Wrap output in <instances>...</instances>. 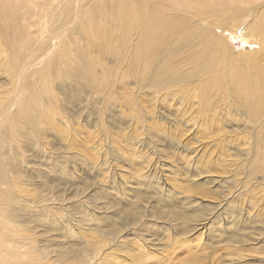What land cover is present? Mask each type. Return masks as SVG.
Here are the masks:
<instances>
[{"label":"rangeland","instance_id":"obj_1","mask_svg":"<svg viewBox=\"0 0 264 264\" xmlns=\"http://www.w3.org/2000/svg\"><path fill=\"white\" fill-rule=\"evenodd\" d=\"M66 1L0 0V128L38 100L33 125L3 146L12 197L0 202V264H264V114L230 81L233 65H264L252 45L263 33L247 30L264 0H164L162 16L193 33L144 71L136 30L115 19L135 0H68L51 29ZM91 27L114 50L90 42ZM201 35L258 63L231 62L222 45L206 62ZM80 48L97 80L70 69ZM166 62L177 81L155 84Z\"/></svg>","mask_w":264,"mask_h":264},{"label":"bare ground","instance_id":"obj_2","mask_svg":"<svg viewBox=\"0 0 264 264\" xmlns=\"http://www.w3.org/2000/svg\"><path fill=\"white\" fill-rule=\"evenodd\" d=\"M63 1V0H61ZM82 1V0H78ZM168 2L174 4L176 0H167ZM192 0H177V3L180 8H187L190 6V2ZM235 1H242V0H235ZM68 0L62 5L57 8L55 12V16L53 21L50 23L51 29H55V25L60 22V16L66 12L68 8H65ZM135 5H128L127 3H123L124 6L115 14V19H118L121 22V31L123 33H129L133 30L137 32V41L136 46L143 45L140 49L136 48V57L133 58L134 64H143V71L148 70L150 64L152 65L153 61L156 60L157 51L159 48L165 46L167 44H173L174 42H179L181 39H185L184 34L193 33V29L189 24H187L186 20L176 21L171 16L163 17L161 12L164 8H162V4L165 7H171L173 5L166 4L164 0H150L148 3H145V9L142 6V0H135ZM243 2V1H242ZM248 9L255 8L257 4L253 2L246 1ZM4 6L10 7L11 0H4ZM2 4V5H3ZM122 4V5H123ZM121 5V6H122ZM58 6V4L55 6ZM161 6V8H160ZM244 9V8H243ZM246 9V8H245ZM100 9H92L91 14H95ZM248 11V10H247ZM245 12V11H243ZM242 12V13H243ZM258 14V13H257ZM178 14H175L176 16ZM178 17V16H177ZM234 20V19H233ZM59 25V24H58ZM55 27V28H53ZM249 29V30H248ZM90 32L89 38L90 42L98 43L104 47H111L114 50L113 45H111L112 39L108 38V34L105 33L104 35L96 33L98 31V27H91L87 29ZM248 32L252 34H262L263 38L257 42H253L249 44L260 45V49H264L262 45V41H264V11H261L257 17L252 21V24L247 28ZM246 30V31H247ZM247 32V33H248ZM251 34V35H252ZM173 35V36H172ZM245 35L246 32H245ZM211 38V37H210ZM205 35H201L198 45L199 48V56H204V60L206 62L209 61L208 55L210 52L219 46L222 45L223 50L222 52H228L230 56L231 62H236V58L239 59L242 63H249L254 64L258 63L259 56L264 53L258 52L259 56L252 55V52L247 53H236L238 56L232 55V51L225 48L223 46L222 41L218 40V38L213 37L211 42L208 41ZM128 40V35L123 38L124 43ZM169 48V47H168ZM111 50V49H110ZM168 49H166L167 51ZM217 51V50H216ZM169 52V51H168ZM76 58L79 59L80 64L76 66L77 68L72 69V72H75L78 75H82V73L87 72L88 76H91L94 80L98 79V75L95 73V65L90 60L88 54L80 48L72 53ZM159 55V54H158ZM249 55H252L251 57ZM246 57H250L249 59ZM70 61V60H69ZM87 61L89 64L82 69L83 63ZM72 64V62H71ZM70 64V65H71ZM151 67V66H150ZM172 65L169 62L163 64L160 70L157 71V75L155 78V84L160 85V83L164 84H172L177 81V79L171 73ZM68 70V69H67ZM200 68L198 66L195 67L194 71L191 73H187L186 78L191 77L195 73H198ZM223 71V70H222ZM64 74V73H63ZM67 74V72H65ZM68 75V74H67ZM107 75V71L104 70L102 72L101 77H105ZM230 81L234 84L235 94L236 96L244 102L246 105L247 111L251 115H262L264 114V65L257 66V65H248V64H238L233 65L231 68V76ZM24 90V89H23ZM261 96V97H260ZM35 93L32 94V98H30L31 104L30 106L26 107L24 105L19 106L16 111V118H19L21 123L12 125V126H5L3 125L0 128V183L4 184V188H0V202L9 201L12 197L10 191V181L7 180V173L2 163L3 159V146L6 140L14 138L17 133L16 131L20 129L21 124L26 123L28 120L32 125L33 123L30 121L34 118V111L38 109V100L35 98ZM260 99V100H259ZM15 117V116H14ZM10 119L16 120L10 116ZM17 121V120H16ZM0 217L4 218V212L0 210Z\"/></svg>","mask_w":264,"mask_h":264}]
</instances>
